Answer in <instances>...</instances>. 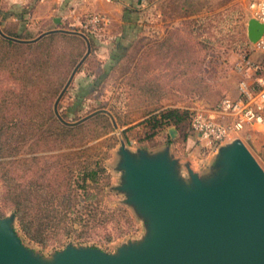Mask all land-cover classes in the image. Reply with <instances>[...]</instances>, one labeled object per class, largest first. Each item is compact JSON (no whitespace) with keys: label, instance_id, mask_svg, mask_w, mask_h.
Here are the masks:
<instances>
[{"label":"trees","instance_id":"1","mask_svg":"<svg viewBox=\"0 0 264 264\" xmlns=\"http://www.w3.org/2000/svg\"><path fill=\"white\" fill-rule=\"evenodd\" d=\"M1 30L10 37L26 39L15 29ZM175 31L145 41L124 64H115L113 56L116 61L109 69L119 67L127 100L124 110L111 111L117 124L125 126L121 129L125 142L131 141L128 132L135 127L131 124L135 115L142 118L138 122L143 131L139 142L152 139L161 128L166 129L169 140L183 145L191 134L188 110H159L171 84L202 97L211 89L203 72L205 57ZM81 32L87 38L58 30L30 42L0 33V76L17 84V88L0 87L1 200L11 207L23 234L41 246L60 244L70 235L84 237L92 229L106 228L109 222L117 227H121V220L128 226L133 222L126 206L106 203L111 174L105 160L119 140L110 115L98 112L78 123H66L54 110L55 99L86 53L88 41L90 53L79 68L94 51L99 34L85 29ZM161 64V71H157ZM163 68L167 70L163 72ZM107 74L108 68L97 74L93 87ZM87 90L80 88L76 100L65 110H60L59 100L57 109L64 120L73 122L69 113L79 109ZM170 125L177 128V136L170 135ZM46 152L53 159L45 158Z\"/></svg>","mask_w":264,"mask_h":264},{"label":"water","instance_id":"2","mask_svg":"<svg viewBox=\"0 0 264 264\" xmlns=\"http://www.w3.org/2000/svg\"><path fill=\"white\" fill-rule=\"evenodd\" d=\"M55 23L58 17L53 19ZM75 29L54 27L33 38H13L23 42L39 39L53 31ZM264 23L254 17L247 20V36L255 42L263 33ZM87 38V37H86ZM74 66L54 102V110L66 123H78L98 112V108L76 121L64 120L57 104L75 72L88 54L90 43ZM172 137L177 128L168 129ZM124 186L132 200L151 216L153 234L144 247L130 248L119 255H107L97 249L69 247L53 264H264V169L240 140L220 147L222 157L209 174L191 172L188 183L176 178L174 160L168 149L153 152L140 148L137 153L125 149L120 139ZM14 216V215H13ZM15 217V216H14ZM0 264H42L20 244L9 221L0 216Z\"/></svg>","mask_w":264,"mask_h":264},{"label":"rangeland","instance_id":"3","mask_svg":"<svg viewBox=\"0 0 264 264\" xmlns=\"http://www.w3.org/2000/svg\"><path fill=\"white\" fill-rule=\"evenodd\" d=\"M210 1L212 2L211 4H213L214 0H201V5L203 7L208 6V8L205 10L203 8V11L199 15L189 14L188 11H191L192 7L187 8L184 18L182 16L178 23H172L161 36L150 37L146 36L143 32H139L137 34L138 36L133 35V38L139 39H144L146 37L149 39H160L167 34L168 30L175 29L178 31H175V35H179L186 41L195 44L196 53L205 57L203 72H205L208 81L211 83V89L206 96L202 97L195 93H188L177 84H171L168 95L160 102L159 110L167 107H179L182 110H188V117L186 120L188 123L189 111L193 106H212L223 96L232 95L233 92L230 90H233L234 86L237 85L241 78V73L238 72L236 64L248 59L254 60L258 58V52L252 48L247 36L249 12L245 8L244 2L242 0H235L234 3H231L228 7H221L220 2L222 0H217L215 6L209 5ZM167 11H169L168 16L170 21L176 22L177 17H179L177 14L179 11L177 3L174 1L170 2ZM3 17L4 16L0 14V28L5 27L11 29L12 26H9L7 23L4 24ZM196 18H200V20L198 22L194 21ZM72 29H78L79 31L84 30L80 27H74ZM16 30L24 35L25 38H33L43 32L41 30L15 29V31ZM103 30L100 32L101 34L96 37L94 49H97L99 42L98 38L104 37ZM126 37V40L132 38L130 34ZM139 44L140 43L137 42L132 46L124 48L117 47L115 51L118 57L115 64H124L126 58L136 53V48ZM98 60V54L93 51L89 61L82 68L85 69L87 74L96 71L97 75L102 70L101 68L100 70L98 69ZM161 68L162 64L159 65L156 70L161 71ZM80 69L81 68H79L77 72H79ZM162 70L165 72L167 69L163 68ZM77 72H75V74ZM120 73L121 71L118 66L114 69H109L108 67V74L105 77L103 76L100 84L93 87V83L88 81L89 85L85 87L88 90L81 98L79 109L69 113V120H77L98 108H107L110 111L111 108L124 110L127 100V89L120 81ZM1 86L17 88L15 82L2 76H0V87ZM79 86L80 80L72 78L65 94H63L60 99V110H65L67 106H70L71 103L76 100L77 93L79 92L78 90L80 89ZM134 117L135 119L131 124L135 127L128 132V137H131V141L125 142L126 150L137 153L140 148L155 149L162 145H171L175 154L183 157L184 161L188 159L187 157H189V155L185 150V145L180 141L174 142L169 140L166 136L165 128H161L152 139L139 142L137 138L142 136L143 131L140 130L142 126L138 124V122L142 118L138 115ZM123 127L125 126L118 125L113 130V132L117 134L119 140L117 144L110 149V155L105 160V164L111 174V181L108 186V190L111 194L107 197L106 203L108 206H115L116 204L126 206L133 219L130 226L123 223V220L120 221L121 227H117V225L109 222L106 228L97 227L92 229L84 237L70 235L65 237L60 244L41 246L29 240L19 229L16 218L12 214L11 207L1 200L2 185L0 182V216L7 218L18 236L21 246L31 255L39 259L42 264H53L60 254L69 247L97 249L107 255H119L130 248L144 247L153 234L154 228L150 214L145 209L140 208L137 203L132 200L131 192L123 183L124 171L121 165L123 159L120 148V139L123 138L121 129ZM260 139L264 141V138ZM232 140L233 138L224 140L223 144L226 145L232 142ZM193 146L194 149H196V157L202 158L195 163L196 170L203 171L208 169V167L211 168L212 164H209V159H206L205 156L214 149H206L200 144H194ZM221 146L222 145H220V147ZM44 154L46 155L45 158L49 160L53 159L52 157L49 158L48 152ZM256 156L264 169V156L260 154H256ZM107 232L110 233V237H107Z\"/></svg>","mask_w":264,"mask_h":264},{"label":"crops","instance_id":"4","mask_svg":"<svg viewBox=\"0 0 264 264\" xmlns=\"http://www.w3.org/2000/svg\"><path fill=\"white\" fill-rule=\"evenodd\" d=\"M173 1L177 3L179 8L177 13L179 17H177L176 22L170 21L169 11H167L168 4ZM216 1L214 0L213 4L210 1L209 5L215 6ZM222 1L220 2L221 7H228L235 0ZM242 1L246 8L247 0ZM191 7L192 10L188 11L191 15H199L203 8L204 10L208 8V6L203 7L201 5V0H0V14L4 16V24L7 23L12 26L11 28L19 30L46 31L54 27L72 29L80 27L85 15L92 10L106 13L109 16V21L103 30L104 37L98 38L97 49H94L98 54V69L101 68V72L106 71L112 61H116L114 59L118 57L115 51L117 47L132 46L137 42L141 45L144 41L149 40L148 37L144 39L133 38L139 32H143L150 37L163 35L172 23H178L182 16L184 18L186 9ZM55 17L59 18L57 23L53 20ZM129 34L132 38L126 40V36ZM96 76V71L87 74L85 69L81 68L79 72L74 74L73 78L79 79V87L84 88L89 85L88 81L93 83ZM230 91L233 92L232 95H235L237 85ZM169 127H167V130ZM232 138L233 140L240 139L254 156L256 154L264 156V141L260 139L264 138V121L242 131L233 132L227 139ZM184 145L189 155L185 161L183 157L175 154L171 145H162L155 149L148 148V150L156 153L168 149L169 158L174 160L176 178L188 183L191 172H197L200 176H203L215 169L214 164L222 157L219 152L220 145L224 144L222 141L219 146L205 156L206 159H209V164H212V167H208L203 171L195 168V163L202 158L195 155L197 153L193 146L192 133L186 139ZM255 158L257 159V156Z\"/></svg>","mask_w":264,"mask_h":264},{"label":"built area","instance_id":"5","mask_svg":"<svg viewBox=\"0 0 264 264\" xmlns=\"http://www.w3.org/2000/svg\"><path fill=\"white\" fill-rule=\"evenodd\" d=\"M246 9L248 19L254 17L264 23V0H247ZM108 21L106 13L92 10L85 15L80 28L101 34ZM250 43L258 58L236 64L241 73L236 94L225 95L212 106H193L189 111L194 144L212 150L233 132L264 121V30Z\"/></svg>","mask_w":264,"mask_h":264}]
</instances>
